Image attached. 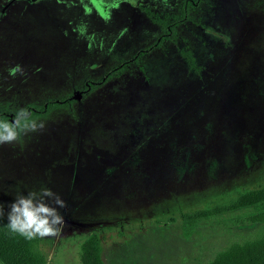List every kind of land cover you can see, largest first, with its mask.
<instances>
[{"label": "rangeland", "instance_id": "rangeland-1", "mask_svg": "<svg viewBox=\"0 0 264 264\" xmlns=\"http://www.w3.org/2000/svg\"><path fill=\"white\" fill-rule=\"evenodd\" d=\"M186 2L140 59L163 35L147 13ZM64 100L0 144L1 218L29 192L64 202L59 231L34 236L49 263L82 264L94 233L104 264H207L260 236L253 209L189 239L183 217L264 186V0H0V114Z\"/></svg>", "mask_w": 264, "mask_h": 264}, {"label": "trees", "instance_id": "trees-1", "mask_svg": "<svg viewBox=\"0 0 264 264\" xmlns=\"http://www.w3.org/2000/svg\"><path fill=\"white\" fill-rule=\"evenodd\" d=\"M189 1V0H188ZM185 5V6H184ZM182 6V13L179 17L172 20L171 15H156L147 13L149 19L161 26L163 35L160 42L146 52H141L139 58L141 59L146 54L150 53L155 47H159L164 42H168L171 36H174L177 27H179L189 17L186 9H190L189 2ZM171 17V18H170ZM172 20V21H171ZM188 57L189 62L194 67V61ZM138 58V60H139ZM120 70H115L108 74L106 80L119 76L124 66ZM104 82H100L102 85ZM94 85L92 88L99 87ZM70 100H64L57 103H48L39 110H29V118L45 114L47 111L59 107L64 104H69ZM17 116L14 118V121ZM0 120H6V117L0 115ZM243 209H253L255 214L245 220L247 224H262L264 227V186H259L256 189H245L237 193L235 199L228 203L209 206L203 210L194 212L192 214L184 215V236L189 239L193 227L201 221H207L215 217L234 213ZM7 221L0 217V263L1 264H52L49 263L46 257L39 250V241L33 237L31 239L25 238L19 233L11 231L7 227ZM244 223V222H243ZM81 261L82 264H104L103 260V246L102 239L99 234H92L81 247ZM207 264H264V228L260 236L249 242L241 244H233L226 250L218 253L215 258Z\"/></svg>", "mask_w": 264, "mask_h": 264}, {"label": "clouds", "instance_id": "clouds-1", "mask_svg": "<svg viewBox=\"0 0 264 264\" xmlns=\"http://www.w3.org/2000/svg\"><path fill=\"white\" fill-rule=\"evenodd\" d=\"M42 127V124L31 121L28 113L21 111L14 124L0 120V144L17 141L22 132H34ZM45 198L52 203H48ZM62 207L64 202L48 189H42L40 193L20 195L9 206L7 227L28 239L55 235L59 226L64 223L63 216L58 211Z\"/></svg>", "mask_w": 264, "mask_h": 264}, {"label": "flooded vegetation", "instance_id": "flooded-vegetation-1", "mask_svg": "<svg viewBox=\"0 0 264 264\" xmlns=\"http://www.w3.org/2000/svg\"><path fill=\"white\" fill-rule=\"evenodd\" d=\"M194 3H195V2H194ZM195 5H196V4H195ZM184 6H185V5H184ZM194 7H195V6H194ZM7 10H8V9L5 10V13L7 12ZM160 40H161V38L159 39L158 42H160ZM94 85H100V83H94L93 85H92V84H91V85H87V86H86V89H84L83 94L86 93V92H88L89 90H91L92 87H93ZM59 102H60V101H59ZM70 103H71V100H70ZM70 103H69V104H70ZM69 104H64V105H69ZM46 105H47V104H46ZM44 106H45V105H44ZM42 107H43V106H42ZM42 107H41V108H42ZM59 107H60V106H59ZM55 108H56V107H55ZM39 109H40V108L29 109V110H34V111H36V110H39ZM29 110H28V111H29ZM47 112H48V111H47ZM47 112H46V113H47ZM46 113H45V114H46ZM0 115H2V113H1ZM3 115H4V114H3ZM43 115H44V114H43ZM4 116L6 117L7 122H8V121H9V122H15L16 120L14 121V118H15L17 115L13 116V115L5 114ZM29 119H30V118H29Z\"/></svg>", "mask_w": 264, "mask_h": 264}]
</instances>
